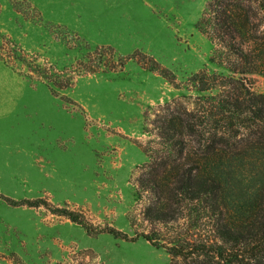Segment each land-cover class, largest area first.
<instances>
[{"label": "rangeland", "instance_id": "1", "mask_svg": "<svg viewBox=\"0 0 264 264\" xmlns=\"http://www.w3.org/2000/svg\"><path fill=\"white\" fill-rule=\"evenodd\" d=\"M210 1L0 0V33L36 56L40 70L51 65L71 77L55 95L0 58V96L9 91L27 105L12 111L18 123L0 122V264H169L165 249L142 237L92 235L48 209L67 205L129 237L151 229L143 219L150 193L142 190H150L144 147L155 139L154 122L167 105L192 107L207 94L187 87L191 75L226 72L209 60L214 45L196 27ZM97 47L112 48L114 59L148 55L178 85L134 59L116 60L115 70L70 71ZM246 84L264 93L263 75H248ZM39 197L47 208L6 200Z\"/></svg>", "mask_w": 264, "mask_h": 264}, {"label": "trees", "instance_id": "2", "mask_svg": "<svg viewBox=\"0 0 264 264\" xmlns=\"http://www.w3.org/2000/svg\"><path fill=\"white\" fill-rule=\"evenodd\" d=\"M196 27L214 45L209 60L226 72L202 69L191 75L187 87L207 94L197 96L192 107L182 101L167 105L154 122L155 139L144 147L150 190L142 191L150 194L143 219L152 226L169 224L171 230L151 226L129 237L110 225H93L67 205L48 210L92 235L142 237L164 248L169 264H264V93L246 84L248 75L264 76V0H211ZM35 57L0 33V58L7 65L45 81L55 95V88L70 85L66 71L51 65L40 70ZM114 57L112 48L97 47L70 71L115 70L116 60L134 59L178 85L174 74L148 55ZM31 62L37 69L30 68ZM6 200L47 208L40 197Z\"/></svg>", "mask_w": 264, "mask_h": 264}, {"label": "crops", "instance_id": "3", "mask_svg": "<svg viewBox=\"0 0 264 264\" xmlns=\"http://www.w3.org/2000/svg\"><path fill=\"white\" fill-rule=\"evenodd\" d=\"M21 99V96H13V94L9 91L5 92L2 97L0 96V107L3 106L5 111V116L0 117V122L6 125H11L13 120L12 117L15 118V122H19L16 113H12V111H16L20 108H26V102H23ZM5 129H7V127Z\"/></svg>", "mask_w": 264, "mask_h": 264}]
</instances>
